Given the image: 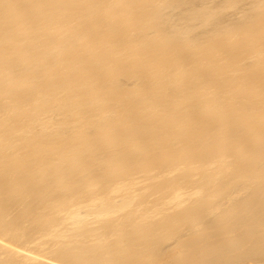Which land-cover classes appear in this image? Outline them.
I'll list each match as a JSON object with an SVG mask.
<instances>
[{"label":"bare ground","instance_id":"obj_1","mask_svg":"<svg viewBox=\"0 0 264 264\" xmlns=\"http://www.w3.org/2000/svg\"><path fill=\"white\" fill-rule=\"evenodd\" d=\"M259 256L264 0H0V264Z\"/></svg>","mask_w":264,"mask_h":264},{"label":"rangeland","instance_id":"obj_2","mask_svg":"<svg viewBox=\"0 0 264 264\" xmlns=\"http://www.w3.org/2000/svg\"><path fill=\"white\" fill-rule=\"evenodd\" d=\"M248 3H249V2L246 3L247 5H246L245 3L241 4V5L238 7V8H240V9L237 8L238 11H237L236 9H234V10H232V9L229 10V11L226 13L227 15H226L225 18H227V19L230 20V19H232V17H234V16H235L236 18H238V16L240 17L241 14H242V13H240V11H243L244 9L246 10V9L249 7L248 5H250V3H249V4H248ZM244 5H246V6H244ZM242 7H243V8H242ZM235 11H236V12H235ZM166 13H167V11H166ZM170 13H172V14L174 15L176 12L173 13L172 11H169V14H170ZM233 13H235V14H233ZM238 13H239L240 15H238ZM176 14H178V13H176ZM230 14H231V15H230ZM232 14H233L234 16H233ZM170 15H171V14H170ZM170 15H168V16L170 17ZM236 15H237V16H236ZM228 16H229V17H228ZM235 17H234L233 19H235ZM168 19H169V18H167V21H168ZM169 24H171V23H169V21H168V26H170ZM171 27H172V26H171ZM181 234H183V233H181ZM170 240H172V239H170ZM173 240H174V241H173ZM173 240H172L173 242H172V241L169 242V240H167L166 243L169 242L170 245L167 243V246H166V243H165L163 246H165V248L168 247L167 249H171L170 247L173 248V246H174V244H175V239H173ZM171 243H172V244H171ZM168 245H169V246H168ZM167 249H166V250H167ZM258 258H259V259H258ZM260 258H261V259H260ZM262 258H263V257L259 256V257H256V258H255L256 260H255V259H247L248 261L245 260L244 262H245V264H249V263H250V264H255V262L260 263L261 261H263ZM257 260H258V261H257ZM260 260H261V261H260Z\"/></svg>","mask_w":264,"mask_h":264},{"label":"water","instance_id":"obj_3","mask_svg":"<svg viewBox=\"0 0 264 264\" xmlns=\"http://www.w3.org/2000/svg\"><path fill=\"white\" fill-rule=\"evenodd\" d=\"M188 5L195 6V5H197V4H193V3L191 4V3L189 2ZM191 8H192V7H191ZM183 10H185V9L183 8L181 11H178V12H179V13L177 14L178 17L180 16V14H183V13H182ZM185 11H186V10H185Z\"/></svg>","mask_w":264,"mask_h":264}]
</instances>
